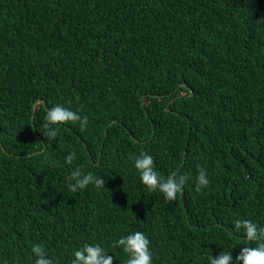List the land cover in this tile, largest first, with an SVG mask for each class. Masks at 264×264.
Masks as SVG:
<instances>
[{
    "label": "trees",
    "instance_id": "obj_1",
    "mask_svg": "<svg viewBox=\"0 0 264 264\" xmlns=\"http://www.w3.org/2000/svg\"><path fill=\"white\" fill-rule=\"evenodd\" d=\"M57 104L86 130L47 140ZM141 151L190 178L175 201L141 183ZM78 166L105 189L70 191ZM245 219L264 228V0H0V264H35L34 244L54 264L84 244L126 264L111 245L136 231L153 264H239Z\"/></svg>",
    "mask_w": 264,
    "mask_h": 264
},
{
    "label": "clouds",
    "instance_id": "obj_2",
    "mask_svg": "<svg viewBox=\"0 0 264 264\" xmlns=\"http://www.w3.org/2000/svg\"><path fill=\"white\" fill-rule=\"evenodd\" d=\"M69 123H79L80 130L84 131L87 128L88 118L57 104L46 110L43 123L46 131L43 134L47 140L51 141L57 137L59 126ZM76 158V153L73 151L64 158V161L67 165H71ZM130 159L134 161V168L139 173L141 183L150 192H161L168 202L175 201L178 193L182 195L184 186L190 179L187 175L172 174L168 178H162L154 167L153 157L144 151ZM55 163L53 161L54 165ZM66 181H68V189L72 192L86 189L89 184L97 189H102L105 184L100 176H96L92 172L85 174L79 166L71 171L66 177ZM209 183L206 171L200 168L195 177L194 191L201 192L208 187ZM234 228L237 232L243 230L248 242H256L254 247H242L235 260L239 264H264V228H258L256 223L247 219L235 220ZM149 243L143 232L136 231L114 240L111 246L121 248L123 253L127 254L126 264H153ZM31 251L36 257L35 264H54L40 244H34ZM73 255L74 259L71 264H113V257L107 255L105 249L99 244H84L80 249L75 250ZM209 264H233L231 252H222L216 257L210 256Z\"/></svg>",
    "mask_w": 264,
    "mask_h": 264
},
{
    "label": "water",
    "instance_id": "obj_3",
    "mask_svg": "<svg viewBox=\"0 0 264 264\" xmlns=\"http://www.w3.org/2000/svg\"><path fill=\"white\" fill-rule=\"evenodd\" d=\"M186 87V86H185ZM189 96L190 97H192L193 96V91L189 94ZM144 99H145V97L144 98H142V101H143V104H144ZM173 101V100H172ZM171 101V102H172ZM170 102V103H171ZM44 104V102L42 101V100H37L35 103H34V105H33V111L35 110V108L38 106V105H43ZM166 111H171L169 108H168V106L166 107ZM32 119H33V116H32ZM185 156V155H184ZM99 163V161H97L96 162V164H98Z\"/></svg>",
    "mask_w": 264,
    "mask_h": 264
}]
</instances>
